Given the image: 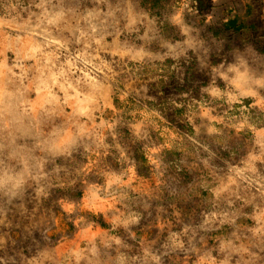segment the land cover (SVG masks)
I'll return each mask as SVG.
<instances>
[{"label":"clouds","instance_id":"obj_1","mask_svg":"<svg viewBox=\"0 0 264 264\" xmlns=\"http://www.w3.org/2000/svg\"><path fill=\"white\" fill-rule=\"evenodd\" d=\"M150 5L0 0V264H264V51Z\"/></svg>","mask_w":264,"mask_h":264},{"label":"crops","instance_id":"obj_2","mask_svg":"<svg viewBox=\"0 0 264 264\" xmlns=\"http://www.w3.org/2000/svg\"><path fill=\"white\" fill-rule=\"evenodd\" d=\"M203 13L213 14L214 31L216 28L223 33L232 35L228 44L240 45L241 38L254 45L258 40L264 42V0H221L219 9L213 12L212 0H204ZM249 34V36H248ZM228 39V38H227ZM227 46V45H226Z\"/></svg>","mask_w":264,"mask_h":264},{"label":"rangeland","instance_id":"obj_3","mask_svg":"<svg viewBox=\"0 0 264 264\" xmlns=\"http://www.w3.org/2000/svg\"><path fill=\"white\" fill-rule=\"evenodd\" d=\"M204 0H197V4L199 5V10L201 13H203L204 9H205V3L203 2ZM154 10H160L163 11V0H151V5H150ZM211 33L213 34L215 41L217 42V44H219L222 41H232L231 37H233L232 35H228L226 33H223L221 30H218V28H216V30L214 31V29H210ZM249 36V34H248ZM228 38V39H227ZM256 46L258 49H261L262 51H264V42L258 40V43H256ZM167 91L165 92V95H167ZM180 113L177 112V116L179 117ZM173 134L172 131H169L167 129H163L161 128L159 135L161 136V138H164L165 136H171ZM251 135V133H250ZM256 136L260 135V132L257 131L255 133ZM131 178V177H130ZM69 196L72 199L75 200H79L81 198V196L83 195L82 192L76 190H70L69 191Z\"/></svg>","mask_w":264,"mask_h":264}]
</instances>
